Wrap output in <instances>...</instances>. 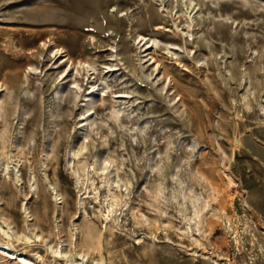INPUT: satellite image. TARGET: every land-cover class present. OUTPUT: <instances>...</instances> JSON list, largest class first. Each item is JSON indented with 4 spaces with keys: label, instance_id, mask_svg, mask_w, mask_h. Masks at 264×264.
Segmentation results:
<instances>
[{
    "label": "rangeland",
    "instance_id": "rangeland-1",
    "mask_svg": "<svg viewBox=\"0 0 264 264\" xmlns=\"http://www.w3.org/2000/svg\"><path fill=\"white\" fill-rule=\"evenodd\" d=\"M20 256L264 264V0H0V264Z\"/></svg>",
    "mask_w": 264,
    "mask_h": 264
},
{
    "label": "bare ground",
    "instance_id": "bare-ground-1",
    "mask_svg": "<svg viewBox=\"0 0 264 264\" xmlns=\"http://www.w3.org/2000/svg\"><path fill=\"white\" fill-rule=\"evenodd\" d=\"M159 28H162L161 26ZM143 39H147L146 36H142L141 37V40L139 41V43L142 42ZM149 39V38H148ZM148 39L143 43L142 47L144 48L143 51L145 53V56L149 57L148 60H152L151 62L155 63H159V60L158 58L155 57L153 51H150L151 48L154 46V44H150L148 43ZM52 58V57H51ZM53 58L55 59L56 58V61L57 60H61V62L57 65V66H60L62 64H64L65 62H69L70 63H75L76 59L70 54L69 50L67 48H64V47H58L56 50H55V54L53 56ZM71 65V64H70ZM168 70V69H167ZM164 74L168 71H166V69L163 70ZM169 74V73H168ZM68 75L66 74L63 78L67 77ZM62 78V79H63ZM14 253V252H13ZM10 257H15L14 255H9ZM21 258L19 259V261H23L25 262L26 264H35L36 262H34L33 260H31L30 258H26L25 256L22 257L20 256ZM16 258V257H15Z\"/></svg>",
    "mask_w": 264,
    "mask_h": 264
}]
</instances>
